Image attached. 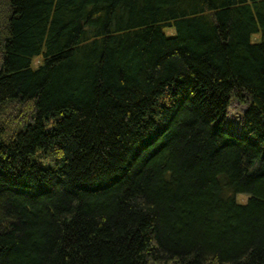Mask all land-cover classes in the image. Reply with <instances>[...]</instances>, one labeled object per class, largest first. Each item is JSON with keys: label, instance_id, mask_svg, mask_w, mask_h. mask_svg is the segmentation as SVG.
I'll use <instances>...</instances> for the list:
<instances>
[{"label": "trees", "instance_id": "16d2710c", "mask_svg": "<svg viewBox=\"0 0 264 264\" xmlns=\"http://www.w3.org/2000/svg\"><path fill=\"white\" fill-rule=\"evenodd\" d=\"M0 264H264V0H0Z\"/></svg>", "mask_w": 264, "mask_h": 264}, {"label": "rangeland", "instance_id": "374dc122", "mask_svg": "<svg viewBox=\"0 0 264 264\" xmlns=\"http://www.w3.org/2000/svg\"><path fill=\"white\" fill-rule=\"evenodd\" d=\"M247 112V106L240 103L237 100H232L228 109L226 118V127L232 128V132L239 133L243 124L244 116ZM247 196H239L238 201L245 203L247 202Z\"/></svg>", "mask_w": 264, "mask_h": 264}]
</instances>
